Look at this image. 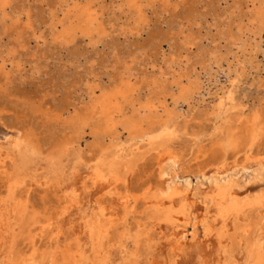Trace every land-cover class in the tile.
<instances>
[{"label": "bare ground", "instance_id": "bare-ground-1", "mask_svg": "<svg viewBox=\"0 0 264 264\" xmlns=\"http://www.w3.org/2000/svg\"><path fill=\"white\" fill-rule=\"evenodd\" d=\"M12 2L0 0L4 26ZM62 2L68 6L63 17L52 13L55 41L70 43L78 32L94 42L104 37L96 1ZM124 2L136 24L145 20L142 0ZM250 3L236 24L237 52L246 50L245 30L264 27V0ZM183 39L194 44L188 35ZM5 63L0 72L6 76ZM122 67L110 84L90 87L82 113L50 115L28 103L45 138L24 114L14 120L0 114V264H112L116 251L123 264H138L136 253L150 244L162 250L165 264L194 250L205 261L213 252V264H264V107L230 116L221 96V113L202 146L196 144L202 130L189 135L177 110L197 92V78L188 75L183 84L147 75L141 96L132 66ZM172 86L168 104L159 94ZM87 130L89 150L80 145ZM179 142L190 143L188 153ZM193 147L194 167L188 164ZM144 166L151 173L135 183Z\"/></svg>", "mask_w": 264, "mask_h": 264}, {"label": "rangeland", "instance_id": "rangeland-1", "mask_svg": "<svg viewBox=\"0 0 264 264\" xmlns=\"http://www.w3.org/2000/svg\"><path fill=\"white\" fill-rule=\"evenodd\" d=\"M94 1L105 30L98 42L81 32L67 44L53 39L52 13L60 19L68 7L62 0H13L7 7V26L0 13V62L6 60L9 71L6 76L0 72V114L5 120H14L15 113L24 114V121L31 122L45 138L47 131L26 109L28 103L50 115L82 113L91 102L90 87L110 84V79L122 72L123 63L132 66V81L142 85L141 96L148 92L147 75V79L160 76L167 82L180 78L183 84L188 75L197 78V92L188 102H179L177 110L180 122L188 121L189 135L202 130L196 143L202 146L209 144L213 134L210 126L221 113V96L228 102L225 114L230 116H249L264 107V27L257 33V25L251 26L254 34L244 31L246 50L237 52L233 44L236 24L251 10V0H170L167 5L164 0H142L146 18L140 24L124 0ZM11 15L18 16L16 23L9 21ZM187 35L193 45L184 43ZM213 49L217 58L210 53ZM95 90L99 93L98 87ZM169 92H176L175 87L159 94L168 104ZM90 140L87 130L81 147L89 150ZM179 147L188 153L190 143L179 142ZM191 150L188 164L194 167L197 149ZM151 170L142 167L133 181L143 180ZM151 246L136 253L138 264H165L162 250ZM213 257L211 252L205 261L194 250L176 264H213ZM112 264H123L118 251Z\"/></svg>", "mask_w": 264, "mask_h": 264}]
</instances>
